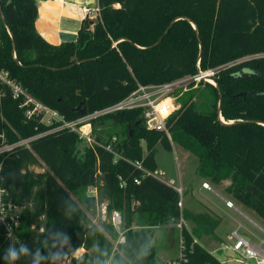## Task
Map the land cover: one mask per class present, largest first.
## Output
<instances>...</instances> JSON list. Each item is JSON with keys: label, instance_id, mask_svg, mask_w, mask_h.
I'll list each match as a JSON object with an SVG mask.
<instances>
[{"label": "trees", "instance_id": "trees-1", "mask_svg": "<svg viewBox=\"0 0 264 264\" xmlns=\"http://www.w3.org/2000/svg\"><path fill=\"white\" fill-rule=\"evenodd\" d=\"M97 5L99 15L82 21L76 41L52 45L36 30L35 0H0V72L73 121L121 101L138 84L194 75L198 63L202 70L223 67L215 77L221 115L235 124L219 119L218 88L201 83L179 98L167 123L170 139L148 130L142 109H133L94 120L101 145L86 147L75 132L55 131L59 122L28 118L25 96L15 97L0 81V182L6 199L23 206L13 246L0 226V264H64L79 250L85 252L69 264H161L152 229L181 218L193 227L183 225L182 257L176 262L222 264L198 242L216 237L221 219L181 208L180 194L144 171H158V144L169 151L178 144L198 158L199 177L215 185L230 181V201L264 220V125L256 123H264V0H97ZM108 145L128 161L114 163ZM137 161L142 169L133 165ZM42 164L47 171L31 170ZM32 202L39 203L34 212L28 208ZM114 213L121 216L120 230L112 223Z\"/></svg>", "mask_w": 264, "mask_h": 264}, {"label": "built area", "instance_id": "built-area-1", "mask_svg": "<svg viewBox=\"0 0 264 264\" xmlns=\"http://www.w3.org/2000/svg\"><path fill=\"white\" fill-rule=\"evenodd\" d=\"M97 12L99 15V8L97 9ZM248 59H251V57H249ZM248 59L246 58L244 60ZM231 65L232 64H228V66ZM222 68L223 67L202 70L198 63V72L194 75L185 76L183 78L165 84H138L137 89L121 101L73 121L65 120L64 117L60 116L56 111L48 108L44 104L27 95L21 87L16 86L14 83L7 79V74L5 72H0V81L10 85L13 88L15 97H18L19 95L25 96L24 105H31V108H29L27 111L28 118H32L34 116L41 117V120L46 124L59 122L60 124L56 127L55 131L69 129L70 131L75 132L78 135L79 140L82 142L83 146L94 147V145H101L99 142H97L96 136L93 132L92 122L94 120L103 116L133 109H142L143 121L148 130L163 132L170 139L171 136L168 130L167 123L171 115L179 107V98L186 92L198 88L201 83H203V85L207 83L214 86L216 82L215 77ZM27 142L28 141H24L25 144ZM105 149L114 154V163H117L120 159L128 161V159L125 158L120 151L114 149L112 145L105 146ZM2 150L4 149H1L0 152ZM133 165L142 169V164L138 161L135 163L133 162ZM144 172L148 175H154L169 186H172L180 194V196L183 194L181 183L179 186H177L174 180H165L161 177H158V175H160L158 174V172L150 173L146 170ZM136 182L139 183L138 180H136ZM202 187L209 191H213L208 183H203ZM89 193L95 194L96 191L90 190ZM7 195L8 193L6 189L1 186L0 182V226H3V228L5 229L6 237L13 246V242L15 240V232L20 225V217L23 211V206H19L13 203L11 200H7ZM225 204L228 208H231L237 211L240 215H243V213L235 206L234 202L225 200ZM29 206H31V203L29 204ZM179 206L181 208L183 207L182 198ZM248 220L253 226L264 232V230L257 226L255 222H253L251 219ZM112 222L116 229L120 230L122 220L119 213L113 214ZM183 225H185V221L181 218L180 222L178 224H175V227L182 230ZM124 240L125 239L121 233L119 242L123 243ZM230 240V244L225 245L223 248H221V251L229 250L232 254L231 256L228 255L229 259H227L226 261H221L222 264H264V239L248 238L242 233L241 228L237 227L230 231ZM180 243L182 253V238ZM211 253L214 254L215 252ZM181 257L182 254L180 258ZM175 264L178 263L175 262Z\"/></svg>", "mask_w": 264, "mask_h": 264}, {"label": "rangeland", "instance_id": "rangeland-1", "mask_svg": "<svg viewBox=\"0 0 264 264\" xmlns=\"http://www.w3.org/2000/svg\"><path fill=\"white\" fill-rule=\"evenodd\" d=\"M73 37L68 36V42L72 41ZM173 148L171 151L166 150L161 144L157 145V154H156V162L158 164V177H161L165 180H174L176 185H180L181 175L183 179V194L181 195L183 208L189 210L194 214L198 213H210L215 217H222L221 212L218 210L216 204L223 206V201L220 197L216 196V194L221 195L222 198H229L230 196L226 193L227 183H223L220 186H216L212 182L208 180L213 191H208L205 193V196L201 195L198 190H196L195 183V169L198 167V158L184 150L178 144L172 143ZM36 173L47 171V167L45 165L31 167ZM197 174V172H196ZM198 185L201 184V181L197 179ZM181 185V186H182ZM216 193V194H214ZM235 206L246 216H248L253 222L257 224L260 228L264 229V222L261 221L255 214L251 211L247 210L245 207L235 204ZM28 208L34 212L39 208L38 202H32L31 206L28 205ZM104 210V208H103ZM104 214V212H103ZM237 215V214H236ZM44 216L40 217L38 220H43ZM241 218V217H240ZM105 219V218H104ZM246 221V220H245ZM247 222V221H246ZM113 223V222H112ZM185 226L188 229L193 227V223L189 221H185ZM37 227V224L32 225V230ZM252 227V226H251ZM255 227V226H254ZM253 228V227H252ZM135 229H138L135 227ZM231 229L230 224L222 223L219 228V235L216 237L204 236L198 242L200 245L205 247L209 252H215L214 255L220 261H226L231 256V251L222 250L220 248V237L224 239L227 237L229 230ZM154 235V244L156 246V255L161 264H175L177 259L181 256V230L173 226H165L159 227L153 230ZM216 233V232H215ZM35 235V234H34ZM220 236V237H219ZM35 237H33L30 241L36 244ZM226 239V238H225ZM231 240L229 239L230 244ZM117 244V242H116ZM85 251L79 250L73 253L70 257L65 258L64 264H69L72 257H80ZM229 255V256H228ZM254 264V263H253Z\"/></svg>", "mask_w": 264, "mask_h": 264}, {"label": "crops", "instance_id": "crops-1", "mask_svg": "<svg viewBox=\"0 0 264 264\" xmlns=\"http://www.w3.org/2000/svg\"><path fill=\"white\" fill-rule=\"evenodd\" d=\"M35 1L38 6V18L35 23L36 30L48 43L52 45H60L63 42H68L69 41L67 39L68 36L70 37L72 36L74 38V39L72 38L73 39L72 41H76L78 38V32L81 27L82 21L87 16L91 17L92 19H95L98 15L97 0H35ZM196 171L197 168L195 169V176H194L195 183L197 185L195 188L196 190L199 191L201 195L205 196V193H208L209 190L204 189L202 187V184L208 183V180L199 177L196 174ZM180 175H181L180 182L182 185L183 179L181 172ZM197 179L201 181L200 185H198V181H196ZM223 183L225 184L227 183L226 185L227 187L230 185V181H225ZM216 186H220V185H216ZM216 196L220 197V199L223 201V206L216 204L218 210L222 214L221 215L222 217H220L221 219L220 225L216 229V235L217 236L219 235V228L223 222L227 224L229 223L231 227L227 237H224L223 239L222 237L219 236L220 248H223L225 245H228L230 239V231L237 227H240L242 233L246 235L248 238L264 239V232L259 230L257 227H254L249 222L248 219L250 218L248 216H246L245 214H243L244 216L240 215L237 211L228 208L226 206L225 200H232L231 197L222 198V196L221 195L219 196V194H216ZM252 213L255 214L254 212ZM259 219L264 222V220H262L261 218Z\"/></svg>", "mask_w": 264, "mask_h": 264}, {"label": "water", "instance_id": "water-1", "mask_svg": "<svg viewBox=\"0 0 264 264\" xmlns=\"http://www.w3.org/2000/svg\"><path fill=\"white\" fill-rule=\"evenodd\" d=\"M0 16H1V19H2V21H4V17H3V15H2V10H1V6H0ZM192 23V22H191ZM193 27H194V29L197 31V27H196V25L195 24H193ZM8 28V27H7ZM170 29V27L168 28V30ZM9 30V29H8ZM168 30L166 31V33L168 32ZM165 33V34H166ZM10 35H11V37L13 38V35L10 33ZM162 39V38H161ZM199 43H200V48L202 49V42H201V40H199ZM159 44V42L156 44V45H158ZM13 50H14V58H15V60L18 62V60H17V56H16V53H15V43L13 42ZM201 54H202V50L200 51V56H199V58H201ZM214 87H216V88H218V84H217V82H215V85H214ZM218 90H219V88H218ZM219 93H220V90H219ZM221 103H222V95H221V93H220V101H219V105H218V114H219V119L221 120V122H223L224 124H226V125H232V124H235V122H230V123H227V122H225L224 121V119L222 118V115H221ZM84 113H85V111H82L81 112V115H84ZM256 123H258V124H261V125H264V123H261V122H256Z\"/></svg>", "mask_w": 264, "mask_h": 264}]
</instances>
